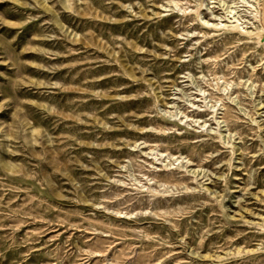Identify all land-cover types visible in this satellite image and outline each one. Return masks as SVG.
Masks as SVG:
<instances>
[{"label": "rangeland", "instance_id": "374dc122", "mask_svg": "<svg viewBox=\"0 0 264 264\" xmlns=\"http://www.w3.org/2000/svg\"><path fill=\"white\" fill-rule=\"evenodd\" d=\"M0 264H264V0H0Z\"/></svg>", "mask_w": 264, "mask_h": 264}]
</instances>
